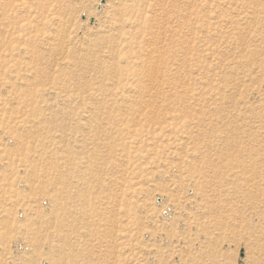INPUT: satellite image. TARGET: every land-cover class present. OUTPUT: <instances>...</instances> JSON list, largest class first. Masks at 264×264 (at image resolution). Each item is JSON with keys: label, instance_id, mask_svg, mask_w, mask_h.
<instances>
[{"label": "rangeland", "instance_id": "obj_1", "mask_svg": "<svg viewBox=\"0 0 264 264\" xmlns=\"http://www.w3.org/2000/svg\"><path fill=\"white\" fill-rule=\"evenodd\" d=\"M0 264H264V0H0Z\"/></svg>", "mask_w": 264, "mask_h": 264}, {"label": "bare ground", "instance_id": "obj_2", "mask_svg": "<svg viewBox=\"0 0 264 264\" xmlns=\"http://www.w3.org/2000/svg\"><path fill=\"white\" fill-rule=\"evenodd\" d=\"M107 37V36H106ZM159 60V59H158ZM156 73V72H155ZM123 119V118H122ZM255 161V160H254ZM254 166V165H253ZM260 168V167H259ZM260 171V170H259ZM78 238H80V237H78Z\"/></svg>", "mask_w": 264, "mask_h": 264}]
</instances>
